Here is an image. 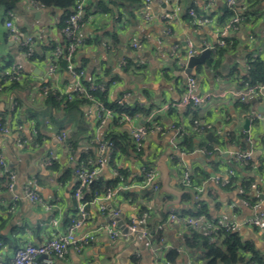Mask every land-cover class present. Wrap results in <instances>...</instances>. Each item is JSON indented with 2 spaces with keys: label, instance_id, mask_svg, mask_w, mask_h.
I'll list each match as a JSON object with an SVG mask.
<instances>
[{
  "label": "crops",
  "instance_id": "obj_1",
  "mask_svg": "<svg viewBox=\"0 0 264 264\" xmlns=\"http://www.w3.org/2000/svg\"><path fill=\"white\" fill-rule=\"evenodd\" d=\"M140 1V5L131 0H118L117 6L112 0H89L86 4L84 24L79 31L83 43L75 56L76 67L85 72L87 81L99 75L105 84L111 83L106 89L110 102L129 92V104L148 111L146 115L137 113L131 122L120 123V119L116 123L112 117L103 125L96 118L94 107H83L82 116L76 112L65 114L60 107L47 103L48 97L42 93L43 86L58 94L72 87L73 79L67 70L62 69L55 77L48 73L50 44L64 43L63 11L31 7V0H22L14 11L11 21L19 31V38H35L37 53L43 58L25 63L28 76L23 83L0 90L2 123L13 131L22 126L28 140L20 148L16 133L0 132V153L6 163L5 169L0 167V253L5 259L14 257L16 250L27 243L41 245L65 234L72 219L84 220L83 231H93L110 223L117 211L119 220L125 224L137 214L147 212L152 240L136 234L111 241L105 231H99L82 254L70 250L56 264H166V255L172 250L178 252L177 264H206L202 252L185 243L192 230L185 223L169 222L172 212H195L194 206L199 203L207 205L209 222L222 218L234 224L235 232L264 258V234L245 225L249 218L264 211V171L259 167V160L264 159V123L254 119L264 112V103L257 97L243 103L235 95L243 87L251 62L260 60L264 67V0H248L246 8L251 17L244 26L230 36L225 48L214 54L212 64H207L210 57L190 74L196 72L195 94L212 96L210 105L196 112L178 105L188 75L187 43L192 42L197 52L207 43L217 45L219 27L227 19L221 20L227 11L226 0H214L210 5L204 0H183L176 18L152 23L144 20V0ZM194 5L198 15H210L215 24L196 26L188 15ZM150 8L155 15L169 16L174 5L168 0H151ZM6 22L0 8L1 75L14 64L24 63L19 45L9 37ZM133 40L141 44L139 51L131 48ZM127 57L142 67L140 71L127 72L122 67V60ZM139 61L144 64H138ZM195 117L211 125L212 130L196 129L192 122ZM150 119L157 121L163 132L145 138L139 145L140 151H144L140 156L130 152L129 157H120L118 162L119 167L129 170L133 182L120 184L117 187L120 191L109 200L101 193L98 200L82 201L86 215L81 216L80 202L74 197L78 185L75 162H86L96 155L97 141L108 132L128 134ZM246 120L250 121L249 130L245 129ZM33 128L38 131L36 137ZM62 132L68 133L74 161L69 160V144L57 139ZM212 145L214 154L208 150ZM167 150H171L165 160L168 186L183 192L179 198L163 189L158 162ZM48 151L54 153L52 167L44 165ZM238 154H249L254 166L246 170L233 164ZM144 162L153 164L152 168L157 170V190L136 180L142 175ZM186 170L193 173L202 170L209 176L188 189L182 183ZM229 170H234L238 185L250 180L257 186L248 191L246 203L239 192L241 187L225 189L216 182V177L225 178ZM10 173L16 174L14 194L20 197L18 202H13V193L7 189ZM116 176L115 169L108 165L98 171L95 180L109 181ZM27 187L40 196L43 204H33L23 197ZM187 191H191V199L184 202L182 198ZM161 225L163 229L159 230ZM246 256L253 257L250 252Z\"/></svg>",
  "mask_w": 264,
  "mask_h": 264
},
{
  "label": "built area",
  "instance_id": "obj_2",
  "mask_svg": "<svg viewBox=\"0 0 264 264\" xmlns=\"http://www.w3.org/2000/svg\"><path fill=\"white\" fill-rule=\"evenodd\" d=\"M89 0H78L74 8L72 9V13L69 15L68 19L65 22L64 28L61 30L63 38L69 42L67 50H65L62 45H57L54 51L51 53L48 61V73L52 76H57L59 72L64 69L61 66L62 61H66V68L73 79L71 90L64 93L58 94V97H62L67 95L70 100L75 98V96L85 97L91 103L89 106H92L96 110V118L99 120L101 125L105 123V120L108 118H112L114 112L108 109L103 103L99 102L97 98L93 95L96 91L104 92L105 88L96 82V79L89 81V86L84 84V76L85 72L83 70H77L76 65L73 62V58L77 53L79 47L82 45V38L79 36V31L83 27L85 14H86V4ZM171 4L174 5L173 11L171 15H155L150 12V2L151 0H144V8H143V18L146 22H165L171 18H176L178 11L181 7L183 0H168ZM207 2V5L213 4L214 0H204ZM248 0H226L227 8L232 12V15L227 18L222 25L219 27L218 33V41L217 45L221 48L226 47L227 38H229L234 32L239 30L244 26L248 17H246V6ZM196 5V3H194ZM194 5V7H195ZM31 7H39L35 0H31ZM190 8L188 11V15L193 18L194 24L198 27L204 26H213L215 24V19L210 17V15H198L196 13L195 8ZM7 22L6 27L9 31V37L14 40L20 48L22 58L24 59V63L13 65L10 69L0 77V90L3 88L11 86L13 83H23L28 74L25 72V63L33 61V57L37 51V44L35 38L32 36H26L24 39L19 38V31L17 27L13 24L11 19L14 18L13 12H7L5 14ZM188 53L187 58H191L193 56L199 55L202 51L209 49L211 52L215 51V46L210 45L209 43L205 44L202 51H196L194 49L192 42L187 43ZM131 48L134 51H139L141 49V44L138 40H133L131 42ZM138 64H144L143 61H139ZM122 67L127 65L126 59L122 60ZM1 83H4V86H1ZM196 84V78L193 75H187L186 84H185V93L178 103L180 107L188 108L193 111H197L198 109L207 108L211 101L212 96L210 94H205L203 96H198L195 94L194 88ZM50 88L47 86H43L42 93L46 96L50 92ZM240 102L245 103L251 97H257L264 103V84L252 85L250 82L244 81L242 89L236 92L235 94ZM131 94L129 92L124 93L118 101V104L121 108H125L129 104V99ZM135 116L122 115L120 123L131 122ZM260 123H264V112L254 116ZM194 127L198 130L208 132L212 130V126L202 122L201 120L194 118L193 119ZM172 128H175L172 126ZM0 132L5 135H9L11 133H16L17 136V144L20 148H23L28 144V140L25 138V134L23 131V127L19 126L13 131V129L5 126L0 118ZM163 128L156 124L153 119H150L145 124L137 128H133L130 131V136L134 139L137 145H140L145 138L150 134L162 133ZM33 135L36 137L38 135V131L36 128H33ZM57 139L60 142L68 143V133L62 132L57 136ZM96 157L95 163L91 158L86 162H75L74 167V175L77 179V188L74 192V197L77 201L80 202L81 208L80 213L81 216L85 217V205L82 204L83 196L86 190L90 187L93 181L96 178L98 171L105 166L109 165V158L113 153V144L111 142L105 141L103 137L101 140L97 141L96 145ZM70 149V161H74L73 150L71 145L69 144ZM54 153L52 151H48L44 165L46 167H52L54 164ZM235 162L239 165H247L251 160V156L249 154H238L234 158ZM94 163L96 165L93 168L90 164ZM0 167L5 169L6 163L4 157L0 153ZM144 175V186L152 187L154 190L158 189L156 185V177L157 170L155 169H145L143 168ZM234 170H229L226 174L225 178L216 177V182L222 187H227L230 185V178L234 176ZM16 182V174L10 173L7 181V189L13 193V202H18L20 197L17 194H14ZM182 183L187 188L195 187L192 180V172L186 170L183 174ZM253 189H257L255 184L252 185ZM120 191V188H116L113 190H108L104 197L109 200L113 196H115ZM239 192L243 194L242 188H239ZM100 194L96 193L95 200L100 198ZM264 196V194H263ZM23 197L29 200L33 204H43L40 196L31 188H25L23 192ZM243 202L246 203V200L243 199ZM102 211L105 210V207H102ZM119 212L115 211L112 214V220L107 225L100 227L97 230L93 231H83L84 220H79L77 218L72 219L67 225V229L65 234L61 236H56L51 240L46 241L41 245H34L32 243H27L24 247L16 250L14 257L11 259H5L4 256L0 253V264H56L57 261L64 260L70 250H74L77 254H82L87 247H89L93 241L95 240L97 233L99 231H105L107 236L111 239V241H116L121 237H129L132 235L138 234L143 238H147L149 241L152 240L153 234L151 233L148 220L149 214L147 212H142L137 214L135 218H133L129 223L125 224V228L127 232H123L120 228H118V222L114 220V218H118ZM169 222L176 223H185L191 230L199 231L206 236H213L218 230L223 229L227 232H235L236 226L234 224H229L222 218L208 221L205 216L200 215L196 217H179L174 212L170 214ZM245 225L251 228H255L264 234V211L256 213L254 216L249 218ZM159 230L163 229V225L158 226ZM157 229V230H158ZM156 251V250H155Z\"/></svg>",
  "mask_w": 264,
  "mask_h": 264
},
{
  "label": "trees",
  "instance_id": "obj_3",
  "mask_svg": "<svg viewBox=\"0 0 264 264\" xmlns=\"http://www.w3.org/2000/svg\"><path fill=\"white\" fill-rule=\"evenodd\" d=\"M21 1L22 0H0V8L4 10L5 14L9 11L14 13V11L19 8ZM35 1L41 8L50 9L52 11L55 9L63 11L64 13L62 19L63 22L62 29H63L66 20L68 19L69 15L72 13V9L74 8L78 0H35ZM116 1L118 0H112L113 5L115 6H117ZM121 1H125V0H121ZM131 2L138 3V5L141 4L140 0H131ZM226 10L227 11L221 20H224L225 18H229L232 15V12L228 8ZM104 11L106 12L108 11V9ZM245 15L246 17H251V13H249L248 8H246ZM229 39L230 37L227 38V42ZM57 45L58 44L55 43L50 44L48 48L49 53H52ZM68 45L69 42L64 39V43L62 47L65 50H67ZM221 49L222 48L219 47L218 45L215 46V51L211 53L212 56L208 60L209 64H212V62H214V54L217 53V51L219 52V50ZM75 56L73 58V62L76 65ZM42 58L43 56H39V54L36 51L33 60L42 59ZM126 61H127V65L124 67V69L127 72L140 71V69L142 68L141 66H140L141 68L137 66L133 61V58L131 57H127ZM76 69L82 70L81 68L78 67H76ZM1 72L2 71L0 70V77L2 76ZM93 78H95L96 82L100 83L105 88L104 92L96 91L93 93V95L97 98L99 102L103 103L108 109L114 112L113 115L114 122L118 123L123 114L128 116L138 115L137 113H142L145 115L148 114V111L144 110L143 108H140L139 105H135L134 107H132L131 105H127L125 108H121L118 104V101L123 94H121V96L116 101L110 102L109 100H107L106 89H108V86L111 83L105 84L103 78L100 77L99 75L92 77L91 80H93ZM246 80H245L246 82H250L252 85L264 84V67H263V63L260 60L256 59L250 63V68L248 70V75L246 77ZM84 84L86 86H89V81L84 80ZM17 85H19V83H13L11 86H17ZM1 86H4V83H1ZM58 96L59 95H56L54 92L50 91L49 94L47 95L48 97L47 103H51L53 105L60 107L62 110L65 111L64 112L65 114H71L76 112V113H80L82 116L81 111L83 107L89 106L91 103L85 97L75 96V98L70 100L67 95L62 97H58ZM191 111L196 112L193 110ZM155 123L158 124L157 121ZM104 138L105 141L111 142L113 144V153L109 158L108 162L109 165H111L117 172V176L115 177V179L109 181L94 180L83 196V202L85 203L95 199L96 193L101 195V193H106L108 190L116 189L120 184L127 185L133 182V180L130 179L131 173L129 172V170L119 167L118 162L120 160V157L123 156L129 157L130 152L135 153L138 156H140V154L144 152L143 150L140 151L139 145L135 143L134 139L132 138V136H130L129 133L126 134L122 132H108ZM232 138L235 139L234 136ZM216 141H218L217 138L215 142ZM208 150L209 153L211 154L216 153L215 149L213 148V145L210 146ZM95 157L96 155L94 154L92 157H89V159L91 158L92 160H94L93 162L95 163L96 160ZM94 163L90 164L93 168L96 167ZM233 164L235 165L237 164L235 160H233ZM259 164H260L259 165L260 171L261 172L264 171V159L261 158L259 160ZM152 166L153 164L144 162L143 168L152 169ZM253 166L254 163L251 159L249 161V164L243 165V168L246 170H250ZM141 171H142L141 177H137L136 180L144 183L145 172L143 169ZM208 176L209 174L207 172L205 173L202 170H196L195 173L192 172V180L194 186L196 187ZM252 185L253 182H251L250 180L249 181L244 180L242 183H240V185H238L237 177L234 175L230 178V185L225 187V189H231V188L235 189L241 187L243 190L242 197L244 200H246L247 193L248 191H250ZM188 189H192V188H188ZM190 199H191V191H187V193L184 194L182 200L184 202H189ZM194 209H196L195 212L194 210H188V211L181 210L179 212L176 211L175 214L182 218L196 217L200 215L210 218L207 205L203 203L202 204L199 203L194 206ZM151 232L153 234V230H151ZM185 243L189 248H196L200 250L202 252V259L206 261V264H252L253 262L254 264H264V258L258 253V251L255 249L254 246L243 241L242 237L238 232H227L223 229H220L213 236H206L199 231L192 230L190 236L186 238ZM247 252H250L253 255L251 259L247 258L246 256ZM177 258H178L177 251L172 250L168 252L166 255V264H177Z\"/></svg>",
  "mask_w": 264,
  "mask_h": 264
},
{
  "label": "water",
  "instance_id": "obj_4",
  "mask_svg": "<svg viewBox=\"0 0 264 264\" xmlns=\"http://www.w3.org/2000/svg\"><path fill=\"white\" fill-rule=\"evenodd\" d=\"M211 50L206 49L204 51L201 52V54L197 55V56H193L191 58L188 59V64H187V69H186V74L190 75L193 73V70L199 66V65H204L206 63V61L211 57ZM61 66L67 70L66 68V61H62ZM249 120H246L245 122V129L249 130ZM171 150H167L163 156L161 157L160 161L158 162V166L159 169L161 170V178L163 181V189L169 192L174 193L178 198L180 197V195L183 192H178L176 190H172L169 186V170L167 168V166L165 165V160L166 158L170 155ZM264 198V196H263ZM179 200V199H178ZM177 200V202H178ZM175 202V203H177ZM115 221L118 222V228H120L123 232H127L126 228H125V224L123 222H121L119 220V218H114Z\"/></svg>",
  "mask_w": 264,
  "mask_h": 264
},
{
  "label": "rangeland",
  "instance_id": "obj_5",
  "mask_svg": "<svg viewBox=\"0 0 264 264\" xmlns=\"http://www.w3.org/2000/svg\"><path fill=\"white\" fill-rule=\"evenodd\" d=\"M207 64H209L208 62H207ZM203 65H199V66H197L199 69L202 67ZM197 68V69H198ZM194 75H196V72H195V74Z\"/></svg>",
  "mask_w": 264,
  "mask_h": 264
},
{
  "label": "bare ground",
  "instance_id": "obj_6",
  "mask_svg": "<svg viewBox=\"0 0 264 264\" xmlns=\"http://www.w3.org/2000/svg\"><path fill=\"white\" fill-rule=\"evenodd\" d=\"M172 7V6H171ZM151 9V8H150ZM152 10V9H151ZM250 13V12H249ZM172 30V29H171ZM228 44V43H227ZM197 51V50H196ZM247 81V80H246ZM184 87V86H183ZM154 121V120H153ZM192 121V120H191ZM193 122V121H192Z\"/></svg>",
  "mask_w": 264,
  "mask_h": 264
}]
</instances>
